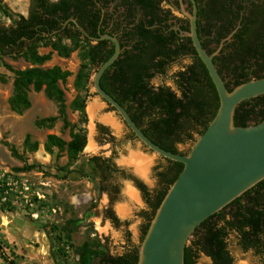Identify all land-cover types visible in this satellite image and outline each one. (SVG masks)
I'll use <instances>...</instances> for the list:
<instances>
[{"label":"trees","instance_id":"obj_1","mask_svg":"<svg viewBox=\"0 0 264 264\" xmlns=\"http://www.w3.org/2000/svg\"><path fill=\"white\" fill-rule=\"evenodd\" d=\"M27 15L12 16L0 0V12L11 23H0V55L8 56L27 53L32 65H40L49 60V55L40 56L35 48L36 43L52 36L58 39L73 41V50L80 42L89 41L77 30L72 22L62 26L70 18L79 23L85 30V20L98 11L94 0H27ZM140 39L129 51H123L118 59L103 73L100 78L101 89L110 95L127 112L131 120L142 133L160 148L179 154L176 144H194L196 139L206 130L214 118L219 99L214 85L203 64L197 60L175 74L174 83L180 91L176 96L168 88H153L151 80L156 73L165 74L167 61L180 53L179 47L167 46L162 35H152L151 31L140 29ZM100 47L88 46L86 58L94 68L107 61L114 50L107 52L104 58H98ZM256 53V52H255ZM233 63L231 82L233 88L250 81L245 73L249 65L242 60L243 51L229 52ZM87 64H82L76 75V84L81 85ZM256 73H254L255 75ZM12 94L8 105L12 112L21 115L30 107L28 93L42 92L44 96L57 106V117L36 121V126L50 128L58 118L65 122V100L59 84H64L70 73L58 66L51 68L31 67L13 71ZM248 75V76H247ZM226 87L228 88L227 84ZM232 88V89H233ZM229 91L232 89L228 88ZM76 104V103H75ZM82 108V105L80 104ZM252 121H255L251 124ZM264 121V95L241 103L235 111L234 124L237 127L257 125ZM65 125H68L65 122ZM129 131V130H128ZM105 135L108 131L101 128ZM130 132V131H129ZM133 137L132 133L130 132ZM70 141L65 142L56 135H47L43 145L44 151L51 153L53 149L66 151L69 159H75L85 145L83 135L70 132ZM23 146L29 152H36L38 143L30 141L26 135ZM13 156L14 147H9ZM163 159V158H162ZM158 173L159 189L150 191L147 186L124 168L118 167L112 158L94 156L89 159L99 175V193H105L108 207L104 217L111 224L118 225L112 205L118 201L123 182H131L139 192L147 211L140 214L143 218L140 243L149 224L162 202L170 186L178 178L183 165L166 159ZM26 167L22 170L31 169ZM234 233L237 244L243 251H252L256 256H264V180L232 201L218 213L202 222L191 235L184 250V264H197L198 253H203L211 264H231L232 259L227 252L226 239ZM139 245H129L119 255H110L102 249L99 242H84L73 249L78 264H137ZM0 258L5 264H17L0 248ZM264 264V262H262Z\"/></svg>","mask_w":264,"mask_h":264},{"label":"rangeland","instance_id":"obj_2","mask_svg":"<svg viewBox=\"0 0 264 264\" xmlns=\"http://www.w3.org/2000/svg\"><path fill=\"white\" fill-rule=\"evenodd\" d=\"M3 1L12 16L27 15V0ZM0 23L9 25L11 21L0 12ZM73 46L71 40L52 36L36 43L37 53L50 57L40 65H32L26 52L0 55V248L17 264H78L73 249L86 241L99 242L113 256L121 254L130 244L139 245L144 223L140 214L147 211L139 192L131 182H123L120 197L112 205L119 224H111L104 217L107 195L99 193V175L89 159L112 158L150 191L159 189L156 175L166 166L161 157L131 136L119 117L94 93L92 77L96 68L86 58L89 44L80 42L75 50ZM82 64H87V68L82 84L77 85L76 75ZM188 65L187 60L171 64L165 75L155 76L150 85L155 89L168 88L180 96L174 83L175 74ZM53 66L70 73L66 82L59 84L68 125L58 118L48 129L36 126V121L57 117V106L42 92L28 93L30 107L21 115L11 111L8 100L13 71ZM102 127L108 131L107 135L101 132ZM71 130L85 138L83 151L75 159H69L66 151H44L47 135L69 142ZM26 135H30L31 142L38 143L36 152L23 146ZM11 146L15 148V156L9 151ZM190 148V143L176 144L180 153H188ZM29 166L32 168L22 170ZM33 214L38 217H32ZM226 244L231 264L264 262V256L240 249L234 233L228 235ZM196 262L211 264L203 253L197 254ZM0 264H5L1 258Z\"/></svg>","mask_w":264,"mask_h":264},{"label":"water","instance_id":"obj_3","mask_svg":"<svg viewBox=\"0 0 264 264\" xmlns=\"http://www.w3.org/2000/svg\"><path fill=\"white\" fill-rule=\"evenodd\" d=\"M195 13L194 7L186 35L191 38L195 53L214 85L219 107L187 154L172 153L154 144L124 108L101 89L100 78L118 59L121 49L111 36L103 35L97 39L111 41L114 52L95 69L92 77L94 93L147 150L183 165L140 243L137 264H184V250L195 229L264 180V121L248 127L234 124L235 111L241 103L264 95V78L252 79L229 91L213 63L216 53L208 55L201 46L196 33ZM71 22L88 37L75 20Z\"/></svg>","mask_w":264,"mask_h":264},{"label":"flooded vegetation","instance_id":"obj_4","mask_svg":"<svg viewBox=\"0 0 264 264\" xmlns=\"http://www.w3.org/2000/svg\"><path fill=\"white\" fill-rule=\"evenodd\" d=\"M94 1L98 11L85 20L88 37L81 34L89 41L90 47H100L98 58H104L107 52L114 50L111 41L97 40L101 36L115 38L122 54L136 46L140 39L138 32L143 29L151 31L152 35L164 36L167 46L179 47L180 53L170 57L166 67L181 60L189 61L188 66L197 63L199 58L191 38L186 35L190 30L189 17L193 16L195 7L198 39L208 55L216 53L213 63L228 88L232 89L234 85L229 52L243 51L242 60L249 65L245 73L250 75H247L250 80L264 78V0ZM71 20L65 22L62 29ZM163 75L156 73L155 76Z\"/></svg>","mask_w":264,"mask_h":264},{"label":"built area","instance_id":"obj_5","mask_svg":"<svg viewBox=\"0 0 264 264\" xmlns=\"http://www.w3.org/2000/svg\"><path fill=\"white\" fill-rule=\"evenodd\" d=\"M32 217H34V218H37V217H38V215H37V214H33V215H32Z\"/></svg>","mask_w":264,"mask_h":264},{"label":"bare ground","instance_id":"obj_6","mask_svg":"<svg viewBox=\"0 0 264 264\" xmlns=\"http://www.w3.org/2000/svg\"><path fill=\"white\" fill-rule=\"evenodd\" d=\"M108 122H110V121H108ZM135 160H136V159H135ZM140 160H141V159H137L136 162H137V161H140Z\"/></svg>","mask_w":264,"mask_h":264}]
</instances>
